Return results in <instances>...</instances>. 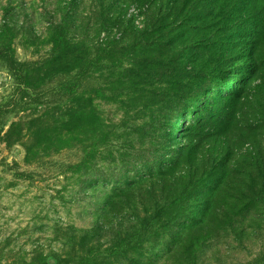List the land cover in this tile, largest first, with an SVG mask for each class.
Instances as JSON below:
<instances>
[{
    "label": "rangeland",
    "instance_id": "rangeland-1",
    "mask_svg": "<svg viewBox=\"0 0 264 264\" xmlns=\"http://www.w3.org/2000/svg\"><path fill=\"white\" fill-rule=\"evenodd\" d=\"M95 1L71 4L64 48L46 63L70 0H0V44L35 67L33 89L24 91L0 60V264H78L93 255L90 264H164L169 233L131 229L121 235L122 252H109L118 243L113 225L134 223L123 196H136V173L154 166L139 153L154 147L151 139L165 141L169 119L153 98L164 97L167 86L136 73L139 56L121 48L134 34L123 23L113 24L119 8L106 16ZM136 13L137 8L128 11ZM102 21L106 30L97 36ZM133 21L142 28L144 15ZM108 40L117 45L106 49ZM85 64V79L65 98L61 85ZM243 74L226 82L238 85ZM96 88L103 98L94 95ZM184 113L191 121L190 112ZM100 131L108 134V145L89 156L92 134ZM176 137L181 139V130ZM258 209L246 233H219L199 251L197 264H264V212ZM148 210L149 205L137 207L135 228ZM99 220L105 228L96 233Z\"/></svg>",
    "mask_w": 264,
    "mask_h": 264
},
{
    "label": "trees",
    "instance_id": "trees-1",
    "mask_svg": "<svg viewBox=\"0 0 264 264\" xmlns=\"http://www.w3.org/2000/svg\"><path fill=\"white\" fill-rule=\"evenodd\" d=\"M73 3L77 0L63 7L64 29L56 35L46 63L64 48ZM95 4L106 16L119 8L113 24L123 23L134 40L124 47L118 42V47H129L139 56L136 73L167 86L164 97L157 101L155 94L153 98L169 119L165 141L151 139L154 147L139 153L154 160V166L143 175L138 171L144 167L137 171L136 196H123V207L134 212L129 219L134 223L113 225L118 243L109 252H122L118 246L126 237L121 235L131 229L133 233H169L164 264H197L199 251L216 235L246 233L251 212L258 208L264 212V0H96ZM130 8L138 13L129 15ZM138 15H144L139 29L133 24ZM106 26L102 21L97 36ZM105 45L109 49L117 41L108 40ZM0 60L19 88L33 89L29 78L35 67L15 59L7 44H0ZM89 67H79L61 85L60 94L65 98L76 94ZM241 71L238 85L226 82ZM216 89L218 94L213 92ZM93 93L104 97L100 88ZM185 111L190 112L191 121L181 116ZM179 130L181 139L176 137ZM108 137L104 131L93 133L89 156L100 145L107 146ZM141 205H149V215L135 228ZM104 228L99 220L94 232ZM90 260L95 256L78 264H90Z\"/></svg>",
    "mask_w": 264,
    "mask_h": 264
}]
</instances>
